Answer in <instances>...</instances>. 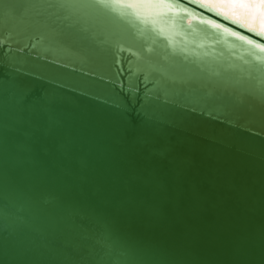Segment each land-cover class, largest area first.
<instances>
[{
  "label": "water",
  "instance_id": "water-1",
  "mask_svg": "<svg viewBox=\"0 0 264 264\" xmlns=\"http://www.w3.org/2000/svg\"><path fill=\"white\" fill-rule=\"evenodd\" d=\"M7 2L0 0V13ZM173 2L195 11L183 21L178 7L164 10L173 17L169 22L156 17L152 23L150 12L143 13L147 23L135 16L118 20L124 46L136 51L150 44L167 53L186 47L200 54L180 61L189 66L194 60L239 64L252 49L264 55L207 18L261 44L263 32ZM34 63L44 69L43 78L17 73L0 55V264H124L95 240L96 214L104 210L111 211L118 241L133 235L178 247L181 264H264V121L258 108L232 125L157 109L158 126L145 133L135 114L124 117L116 107L132 111L115 87L127 73L111 56L94 63L68 50L64 67ZM168 151V162L159 163ZM159 216L171 227L151 218Z\"/></svg>",
  "mask_w": 264,
  "mask_h": 264
},
{
  "label": "snow or ice",
  "instance_id": "snow-or-ice-1",
  "mask_svg": "<svg viewBox=\"0 0 264 264\" xmlns=\"http://www.w3.org/2000/svg\"><path fill=\"white\" fill-rule=\"evenodd\" d=\"M184 3L195 4L241 28L247 26L210 5L228 4L246 14L259 11L264 16V0H184ZM174 7L183 8L180 21L184 15L195 11L173 0H29L24 5L9 0L0 13V55L14 62L17 73L31 75L35 79L43 78L39 73L44 69L34 62L64 67L66 65L61 60L68 50L83 52L87 60L94 63L111 56L120 72L127 73L115 83V87L131 105L132 111L120 105L116 107L121 109L124 117L135 114L145 133L153 132L158 126L157 109L184 115L198 113L232 125L234 121L254 117L258 108L264 121V55L255 49L248 52L250 59L240 56L239 64L225 66L219 62L194 60L189 66L180 61L187 62L189 55L200 54L194 50L189 53L186 47L179 52L173 48L171 53H167L156 51L150 44L142 45L136 51L131 44L124 46L128 40L119 30L118 20L135 16L147 23L149 17L143 13L150 12L152 23L156 22V17L169 22L173 17L164 10L171 11ZM207 23L215 28H224L264 50V44L227 28L212 16L207 18ZM247 30L255 34V29ZM162 34L157 31V35ZM218 42L213 41L214 44ZM30 62L34 63L33 70L25 72ZM133 100L135 104H132ZM172 153L168 151L158 157L159 163L168 162ZM164 173L163 169L158 170L162 179H166ZM128 212L135 211L129 209ZM151 218L161 226L171 227L163 216ZM96 223L95 240L101 251L113 252L124 264H181L178 247L144 242L133 235L118 241L116 224L109 210L98 211Z\"/></svg>",
  "mask_w": 264,
  "mask_h": 264
},
{
  "label": "bare ground",
  "instance_id": "bare-ground-1",
  "mask_svg": "<svg viewBox=\"0 0 264 264\" xmlns=\"http://www.w3.org/2000/svg\"><path fill=\"white\" fill-rule=\"evenodd\" d=\"M210 6L216 7L220 11L226 13L229 17L240 21L247 27L264 33V16H262L259 11H257L255 14H246L241 9L228 4L218 3Z\"/></svg>",
  "mask_w": 264,
  "mask_h": 264
}]
</instances>
